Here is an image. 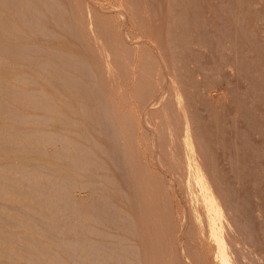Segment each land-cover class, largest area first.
I'll return each instance as SVG.
<instances>
[{
	"label": "bare ground",
	"instance_id": "bare-ground-1",
	"mask_svg": "<svg viewBox=\"0 0 264 264\" xmlns=\"http://www.w3.org/2000/svg\"><path fill=\"white\" fill-rule=\"evenodd\" d=\"M241 2L227 14L236 22L225 29L224 55L233 58L224 59L221 105L231 130L216 160L172 47L174 25L166 21L176 11L161 13V6L154 17L148 0H0V264L261 262L264 211L258 215L257 197L242 191L235 147L246 88L237 59ZM146 136L156 172L141 149ZM165 157L184 173L183 212ZM44 158L52 163L42 164ZM208 243L210 257L196 247L206 251Z\"/></svg>",
	"mask_w": 264,
	"mask_h": 264
},
{
	"label": "rangeland",
	"instance_id": "rangeland-1",
	"mask_svg": "<svg viewBox=\"0 0 264 264\" xmlns=\"http://www.w3.org/2000/svg\"><path fill=\"white\" fill-rule=\"evenodd\" d=\"M103 1L110 2L111 0H103ZM148 1H149V7L151 10L150 15H152L154 17L157 16V18H158L161 15L159 13L156 14V12H160L159 8L161 6H162L160 8L161 13H163V12L167 13V10H168V12L174 10L173 13L176 11L174 13V16L172 18H170V20L167 19L168 21H166L168 23V26H169V24H172V23L174 26L176 25L175 27L173 26V29H169L170 33H171V30L173 32V33H171L172 34L171 42L173 44L172 47L174 48V45H175V48L176 49L178 48L176 50V56L178 59V64L180 65L181 69L183 68L182 72H181L183 74V78L186 81H188L186 84L187 88L189 89V96L188 97L190 98V96H191L193 99L192 100L190 98L191 100L189 99V102L190 101L192 102V103L190 102V104L193 106L194 109L198 106L195 110L196 114H198V115H195L196 116L195 118L198 119L197 120L198 122H199V120L201 121V122H199V124L202 123V124H200L202 126L201 128H204L206 130L205 131L204 129H202V132H204L205 135L207 134L206 137L207 136L209 137V140H210L209 142H211L210 146H211L212 150L214 151V155H215V153L217 154V155H215L214 158L217 160L220 158L219 156H221V154L223 152V151L219 152L221 150L220 146L223 145V144H221V142H222V140L225 139L224 136L230 135V130H231V127H228L230 129H227V126H225V114H224L223 107L221 105L222 104V97L221 96L223 95V90L228 91L226 78L224 76L225 71L223 70V68H224V65L227 64L226 62L228 61V59L233 58V57H228V59H227V57L225 58L224 53H225V49H226L225 47L226 46H224V45L226 43H223V42H226L227 37L230 35V33H229L230 30H232L234 28V27H232V24L235 26L234 23L236 22V20H232L234 18H232V19L230 18V17H232L231 10H230L231 15L228 14L229 13V5L231 4L230 9L232 7L234 8L236 6L238 0H205V1L204 0H190V1L189 0H170L171 2L169 0H165V1L164 0H155V1H157V4L160 1L162 3V4H160V6L158 4V8L156 7L157 5H153V4H156L155 1H153V2H152V0H148ZM234 1H236V3ZM244 1H246V4L248 6H250V5L256 6L257 7V13H256V7L255 8L253 7L252 9L247 8V5L245 3L243 5V3H242L243 0H242V2H241L242 8H244V6H245V8L243 10H242V8L240 9V12H243L242 16H240V18H239L241 20L240 26H239L240 31L238 32V34L240 35V37H238L239 38L238 43H240V47H239V44L237 46V44L235 42L236 39H234V37L232 36V38H233L232 40H234L233 42H235L234 44L232 43V45L234 46V51H237L235 49L237 47H239L241 54L243 53L237 59H239V61H238L240 63L239 67L242 68L241 69V76H242V80L244 82V88L246 87L245 89H247V90H245V89L243 90V93H242L243 95L241 97L244 100L241 99L242 102L240 101L241 104H239L240 105L239 106V109H240L239 114H241V115H239V118L241 119V123L243 124V125H241V130H244V131L240 130V133H241L240 134V136H241L240 144L235 146V147L237 150L239 149L238 152H239V154H241L240 155L241 162L240 161L239 162H240V168H241L240 177H242L241 178V184L243 183L242 184L243 187H241V188H243L242 191H243V193H245L246 197H248L249 194H252L250 196L251 198H252V196H254V198L257 197L254 200V202H255V205L257 204L256 209H258L259 211L261 210L260 212L257 210V213L259 215V213L260 214L262 213V210L264 211V196H263L264 195V174H263L264 173V162H263L264 161V84H263L264 83V0L263 1L262 0H249V1L244 0ZM253 1H254V3H253ZM227 3H228V6H227ZM113 4H114V0H112V5ZM259 5H262V6L259 7ZM152 6L154 7V9H151ZM252 6H250V7H252ZM170 7H173V8L171 9ZM226 7H228V8L226 9ZM156 8H157V11L155 10ZM260 12H261V15L259 16ZM247 13H248V15H247ZM153 14H156V15H153ZM256 14H258V18H256L257 17ZM246 15H247V17H246ZM224 20H225V22H223ZM227 20H229V21H227ZM244 20H246V21L244 22ZM259 20H261V21H259ZM230 21H232V22L234 21V22L232 23ZM167 23H165V26L167 25ZM224 23H226V26L224 25ZM229 24L231 25V27L229 26ZM242 24H243V26H242ZM227 26H229L228 29H230V30H228V29L225 30L227 28ZM241 27L244 29H242ZM131 29L134 32V35H137V37L135 36L136 39L141 40L142 37L145 36L144 33H143L144 35L142 34L143 31L141 29H139L138 27L134 26V27H131ZM181 29H182V31H180ZM227 31H229L228 36H224V35H227ZM173 34H174V36H173ZM220 35H222V36H220ZM250 38H251V41H250ZM172 39L173 40L175 39V41H173ZM230 40L231 39H229L228 40L229 43H227L228 49L231 48ZM142 41H143V39H142ZM228 46H230V47H228ZM221 48H223V49H221ZM241 49H243V50H241ZM69 50L70 49H68V51ZM235 54H234V56H235ZM126 56H128V53L126 54ZM224 59L227 61H225ZM179 61H180V63H179ZM184 74H186V75H184ZM197 74L202 75V77H200L201 83L198 82V80H197V78H198ZM121 80H122L121 82H123V80L126 81V79H121ZM189 81H190V83H189ZM253 81H254V83H253ZM249 83H251V84H249ZM124 84H126V83L124 82ZM192 86H193V88H192ZM46 87L47 86H44V87L43 86H37V87H32V88H37L40 90L44 89L45 91L44 90L43 91L47 94L50 91H51V94H56L55 91L53 92L48 87H47V89H45ZM191 88H192V90H191ZM208 88H209V90H208ZM206 93L211 95V98L208 97L207 96L208 94L206 95ZM165 94H168L167 91L165 92ZM129 110H131V108H129ZM197 117H199V118H197ZM160 119L161 118H157V120H154L153 123H156V125L158 123V125L160 126L162 124V119L161 120ZM240 119H239V121H240ZM159 121L161 122V124ZM205 124H206V126H205ZM156 125L153 124V129H155V130L157 129L156 127H158ZM158 129H159V127H158ZM224 133L226 135H223ZM146 137H145V139L143 138V142H142L143 145H142L141 149H142L143 153H145V151L148 152V153H145L146 157H148L147 158L148 163L152 166V168H154L153 171L156 172L158 170V168H157L156 162H154L155 159L151 156L152 154L151 155L149 154V153H151V146H150L151 142L148 139V137L147 138ZM229 138L230 137H226L227 140ZM219 139L221 141H218ZM228 141H230V139ZM217 145L220 148L219 150H218V148H216ZM256 146H258V147H256ZM148 147H149V149H148ZM235 147L233 148V150L236 152ZM223 148L225 149L224 146L222 147V150H223ZM212 150L209 147V155L213 154ZM234 151L232 152L233 154H234ZM210 152H212V153H210ZM219 153H221V154H219ZM251 153H253V154H251ZM148 155H150L151 157ZM214 155H212V156H214ZM212 156H210L211 160L213 158ZM234 158H233V163L236 162V160ZM215 159H214V161L212 160L214 162V165L217 164V161ZM43 160H45V158L41 159L42 164L43 163L44 164H51L52 163V162L49 163V161H47V160L42 162ZM169 161L170 160L166 159V157H165L164 162L167 163L168 167L171 165L173 167V168L171 167V170H170V167L166 168V178L174 179V182L176 183L175 184V186H176L175 192L176 193H174L175 195H173V196H174V198L176 197L175 200H176L177 208H179V210H180L181 205H182L181 209L183 210L185 208V207L183 208V205H184L183 202H188L187 193L184 190H182V188H181L182 184H180L181 180H182V182L184 181L183 177H182V176H184L183 175L184 173H182L183 171L178 170V169H180L179 167H177V169H175L176 168L175 167L176 162H175V164H171L173 162L170 161L171 162L170 163ZM217 165H218V168H220L219 170H221V167H222L221 163L217 164ZM177 166H180V165H177ZM228 166H229V164H228ZM228 166H227V169H228ZM230 172H231V170H230ZM180 174H181V176H179ZM256 174H258V175H256ZM222 176H223V173L220 172L219 176H218L219 180H221ZM179 185H181V186L179 187ZM246 193L248 195H246ZM259 193H260V195H259ZM258 195L259 196L262 195L261 199ZM260 200H262V201H260ZM250 201H252V199H250ZM179 203L180 204L182 203V204L180 205ZM118 204H120V206ZM247 204H248V202H246L244 204L245 205L244 210L248 211L247 212V214H248L250 206H249V204L248 205ZM116 205H118V207H120V208L126 207V205H124L123 203H120V201H117V200H116ZM246 206H248V207H246ZM259 206L262 209L258 208ZM182 210H180V211H182ZM263 213L261 214L260 217H262L264 215ZM260 220L261 219L259 218V222H260ZM262 222L264 223V218H262V221L258 225V227H259L258 232L260 231L259 232L260 241H263V242H260V246H259L260 249L258 250V254L261 258V262L258 264H264V260L262 259V257L264 255L260 253L262 250L264 251V247H263L264 246V240H263L264 239V230H262L264 228L260 227V225H262L264 227V224ZM179 223H180V220L179 221L176 220L175 226H174V223H172L173 228L170 227L172 232L175 233L177 231V226L179 225ZM176 234L177 233H175L174 237L176 236ZM261 243H263V246L261 245ZM191 246L194 248L195 243L191 242ZM196 247L199 250L203 251L207 257H210L209 248L212 247L211 244L208 243L205 245L206 251L204 249H202L200 246L198 247V245ZM245 260H246L245 264H249L248 259L245 258ZM194 264H196V263H194Z\"/></svg>",
	"mask_w": 264,
	"mask_h": 264
}]
</instances>
